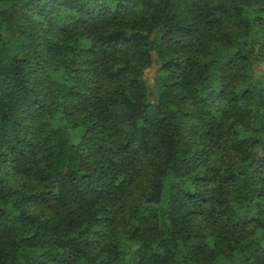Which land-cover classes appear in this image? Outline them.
Instances as JSON below:
<instances>
[{
  "label": "trees",
  "instance_id": "16d2710c",
  "mask_svg": "<svg viewBox=\"0 0 264 264\" xmlns=\"http://www.w3.org/2000/svg\"><path fill=\"white\" fill-rule=\"evenodd\" d=\"M263 63L264 0H0V264H264Z\"/></svg>",
  "mask_w": 264,
  "mask_h": 264
},
{
  "label": "rangeland",
  "instance_id": "374dc122",
  "mask_svg": "<svg viewBox=\"0 0 264 264\" xmlns=\"http://www.w3.org/2000/svg\"><path fill=\"white\" fill-rule=\"evenodd\" d=\"M160 64L157 60H153L150 68L146 71L143 76V80L145 81L148 92L150 95L151 102L155 101V90L156 86L160 81V73H159ZM259 70L261 71L260 80L264 83V63L259 66Z\"/></svg>",
  "mask_w": 264,
  "mask_h": 264
}]
</instances>
